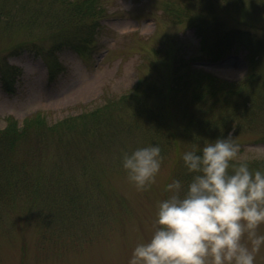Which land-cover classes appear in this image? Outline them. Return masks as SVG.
I'll return each mask as SVG.
<instances>
[{
	"label": "rangeland",
	"instance_id": "1",
	"mask_svg": "<svg viewBox=\"0 0 264 264\" xmlns=\"http://www.w3.org/2000/svg\"><path fill=\"white\" fill-rule=\"evenodd\" d=\"M95 1L101 13L84 21L96 24L92 43L81 54L66 48L55 51L50 59L58 66L29 50L33 43L46 49L52 43L53 28L38 23L29 32L14 27L0 31V67L6 72L7 65L17 70L12 92H5L0 83V128L7 117L21 121L36 111L47 120L75 116L102 107L105 100L126 94L135 84L148 104L156 103L169 87L179 60L193 59V67L223 79L240 78L245 72L241 57L257 58L259 51L239 48L235 52L232 47L227 55L211 61L207 46L214 38L206 32L205 43L201 42L200 23L220 30L248 28L264 43V3H260L264 0ZM167 111L168 127L176 131ZM120 114L114 112L113 118ZM232 137L243 143L237 162L264 158V142H251L255 133ZM129 138L123 132L115 140L118 144L107 151L98 148L95 154L92 165L99 166V194L94 193L91 203H103L102 210L88 211L84 226L58 233L52 241L38 232L40 224L34 218L9 212L0 220V264H128L134 246L149 238L157 202L167 196L165 185L188 148L176 143L163 157L156 181L140 190L128 179L126 169L109 171L117 158L137 148ZM44 150L45 160L49 159L51 149ZM88 172L92 178L95 171L89 167ZM259 230L264 232V225ZM256 264H264V247L256 254Z\"/></svg>",
	"mask_w": 264,
	"mask_h": 264
},
{
	"label": "trees",
	"instance_id": "2",
	"mask_svg": "<svg viewBox=\"0 0 264 264\" xmlns=\"http://www.w3.org/2000/svg\"><path fill=\"white\" fill-rule=\"evenodd\" d=\"M99 13L101 10L95 0H27L22 3L2 0L0 31L14 27L29 32L38 23L53 28L52 43L46 49L33 43L29 50L58 66L57 61L50 59L55 51L66 48L81 54L89 48L96 24L93 20L84 21ZM198 30L202 43H205L206 32L214 38L207 46L211 61L222 58L232 47L235 52L237 48L257 49L261 56L249 59L243 55L247 67L237 80L223 79L193 67V59L179 60L169 87L156 103L148 104L135 84L126 94L105 100L102 107L61 120L48 121L38 111L21 121L7 117L0 128V220L9 212L32 217L40 224L38 232L51 241L58 233L84 226L86 213L100 211L103 205L91 203L96 198L94 193L99 194L98 165H92L95 154L98 148L107 151L118 144L115 140L123 132L136 147L158 143L163 157L173 151L178 142L189 148L192 143L203 144L205 139L227 137L230 132L231 136L255 133L251 142H264V129L259 126L260 123L264 127V43L254 31L243 27L220 30L219 26L200 23ZM7 68L9 72L0 67V83L5 92H12L11 83L17 70L8 65ZM167 109L176 123V131L168 127ZM114 112L121 114L113 118ZM46 147L51 149L52 156L45 160ZM244 162L252 169H264L262 158ZM89 167L95 171L92 178L88 177ZM117 170H125L122 158H117V165L109 168V171ZM172 178L185 182L191 178L182 155L175 164Z\"/></svg>",
	"mask_w": 264,
	"mask_h": 264
},
{
	"label": "clouds",
	"instance_id": "3",
	"mask_svg": "<svg viewBox=\"0 0 264 264\" xmlns=\"http://www.w3.org/2000/svg\"><path fill=\"white\" fill-rule=\"evenodd\" d=\"M239 153L231 134L186 148L182 159L191 178L165 185L153 230L134 246L128 264H256L264 247V169L237 162ZM162 161L158 143L122 155L140 190L156 181Z\"/></svg>",
	"mask_w": 264,
	"mask_h": 264
}]
</instances>
